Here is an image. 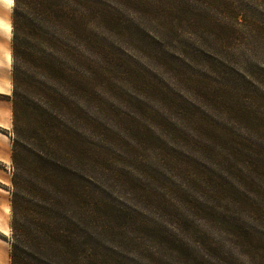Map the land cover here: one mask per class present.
<instances>
[{
  "label": "rangeland",
  "instance_id": "rangeland-1",
  "mask_svg": "<svg viewBox=\"0 0 264 264\" xmlns=\"http://www.w3.org/2000/svg\"><path fill=\"white\" fill-rule=\"evenodd\" d=\"M95 1L105 129L113 109L151 127L146 107L173 125L155 120L144 144L126 129L104 137L98 264H264V0ZM14 5L0 0L8 51ZM12 86L0 92L11 106ZM0 133V264H10L13 113Z\"/></svg>",
  "mask_w": 264,
  "mask_h": 264
},
{
  "label": "trees",
  "instance_id": "trees-1",
  "mask_svg": "<svg viewBox=\"0 0 264 264\" xmlns=\"http://www.w3.org/2000/svg\"><path fill=\"white\" fill-rule=\"evenodd\" d=\"M14 3L11 102L16 138L11 159L16 173L11 178L10 264H47L35 258V249L71 264H98L104 137L111 132L121 136L126 129L132 140L144 144L149 141L145 133L159 128L155 120L173 125L151 108L144 113L151 127L112 108L115 123L105 129L101 13L95 0ZM197 118L199 126L203 122L193 116L194 128ZM26 134L33 145H26ZM109 204L105 209L115 218Z\"/></svg>",
  "mask_w": 264,
  "mask_h": 264
},
{
  "label": "crops",
  "instance_id": "crops-1",
  "mask_svg": "<svg viewBox=\"0 0 264 264\" xmlns=\"http://www.w3.org/2000/svg\"><path fill=\"white\" fill-rule=\"evenodd\" d=\"M11 19L12 15L10 16V27L12 30V25H11ZM6 16L4 15L3 11L1 10L0 7V92L4 91L5 86L7 83L10 85L12 84L11 82V76L12 72L8 68V59L11 58V68H12V55H11V44L10 43V52L8 51V42L7 38L4 36L3 33V27L4 25L6 26ZM12 41V38H11ZM10 54V55H9ZM10 56V57H9ZM13 88V86H12ZM12 113V106L11 104L7 101L0 100V127H3L7 123V119L9 115ZM3 134L0 133V162L5 161L8 159V155L6 151H4V148H7L9 145L6 141V137L2 136ZM5 174L2 172V169H0V182H3L5 178ZM6 201L1 203L0 202V213L2 206L5 205ZM4 254L5 255V261L7 259V251L3 249L2 245L0 244V255ZM4 261V263H5ZM3 263V264H4Z\"/></svg>",
  "mask_w": 264,
  "mask_h": 264
},
{
  "label": "bare ground",
  "instance_id": "bare-ground-1",
  "mask_svg": "<svg viewBox=\"0 0 264 264\" xmlns=\"http://www.w3.org/2000/svg\"><path fill=\"white\" fill-rule=\"evenodd\" d=\"M13 3V0H10V4H12Z\"/></svg>",
  "mask_w": 264,
  "mask_h": 264
}]
</instances>
